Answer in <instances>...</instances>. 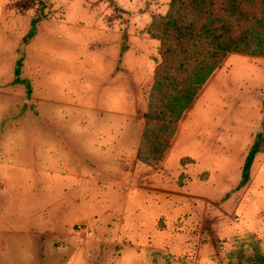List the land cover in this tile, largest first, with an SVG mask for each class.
I'll return each instance as SVG.
<instances>
[{
	"label": "rangeland",
	"instance_id": "374dc122",
	"mask_svg": "<svg viewBox=\"0 0 264 264\" xmlns=\"http://www.w3.org/2000/svg\"><path fill=\"white\" fill-rule=\"evenodd\" d=\"M171 1L0 0V264L264 252L263 57L230 53L163 160L138 161L161 61L146 29Z\"/></svg>",
	"mask_w": 264,
	"mask_h": 264
},
{
	"label": "trees",
	"instance_id": "16d2710c",
	"mask_svg": "<svg viewBox=\"0 0 264 264\" xmlns=\"http://www.w3.org/2000/svg\"><path fill=\"white\" fill-rule=\"evenodd\" d=\"M38 2L42 14L46 2ZM146 31L161 39V61L146 92L138 161L154 167L169 150L183 116L230 53L264 58V0H172L167 14L155 16ZM258 151V144L249 151L243 184L250 181ZM246 260L264 264V252L256 245Z\"/></svg>",
	"mask_w": 264,
	"mask_h": 264
}]
</instances>
